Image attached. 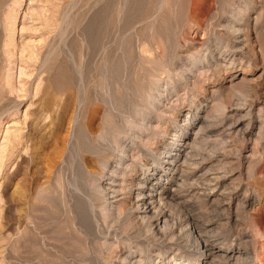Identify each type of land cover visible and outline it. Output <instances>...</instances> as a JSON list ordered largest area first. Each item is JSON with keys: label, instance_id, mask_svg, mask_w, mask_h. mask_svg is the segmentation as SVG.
Returning <instances> with one entry per match:
<instances>
[{"label": "rangeland", "instance_id": "rangeland-1", "mask_svg": "<svg viewBox=\"0 0 264 264\" xmlns=\"http://www.w3.org/2000/svg\"><path fill=\"white\" fill-rule=\"evenodd\" d=\"M157 174L211 264H264V0H0V264H194L137 236Z\"/></svg>", "mask_w": 264, "mask_h": 264}, {"label": "bare ground", "instance_id": "bare-ground-1", "mask_svg": "<svg viewBox=\"0 0 264 264\" xmlns=\"http://www.w3.org/2000/svg\"><path fill=\"white\" fill-rule=\"evenodd\" d=\"M161 113V112H160ZM185 144V143H184ZM93 145V144H92ZM179 155V154H178ZM174 156H177L176 154ZM187 157V155L185 156ZM178 160L177 157H175V159H170L169 161H165L166 164H168V166H171L170 168H167V172L170 174V172L172 173L173 171H175V163ZM184 163V162H183ZM182 163V164H183ZM179 169V168H178ZM177 169V170H178ZM195 170V169H194ZM170 171V172H169ZM193 171V170H192ZM210 171V170H209ZM206 172L207 173H209ZM217 172V171H216ZM192 174V173H191ZM204 174V173H203ZM212 175V173H210ZM157 174L158 178H157V182L155 181L154 184H150V183H142L139 185L137 188H130L128 189V198L131 199V197H134L135 199L130 203V205L132 206L130 209H132V212L134 213L133 218L135 220H141V221H146V227L142 228L139 230V232L137 233V236L140 237L142 236L144 233H146V231H148L149 229L151 230V234L155 236H157L158 234L162 233L164 230L158 229V225L160 222H164V224L166 225V229L169 231V233L171 235L176 234L177 236H179L180 238H183V240H185L188 244H189V248L193 249L192 253L194 255H197V259H194V264H211L213 262V260L215 258L218 259L219 256L223 255V253L221 252L223 249L222 247H218V248H214L212 247V242H210L209 240H207V236L203 237L202 235V230L201 228L198 226L196 219L198 218L197 215L194 219V217L185 216V219L183 221L177 220L175 223L174 222V217H173V222H171V218L172 216L170 215L172 212L168 211L166 208L171 205L170 202L175 199L173 198L172 195H170V193L165 189V184L166 185H171L173 183H171L172 180L171 178L165 177L164 175H160ZM202 175V174H201ZM205 175V174H204ZM209 175V174H208ZM215 176V175H214ZM202 178V177H201ZM204 178V177H203ZM220 178V177H217ZM206 183L205 185L207 187H210L208 185H210L211 182H214V184H216L215 181L216 178H207L205 179ZM221 180V178L219 179ZM181 182V181H179ZM176 184V186L178 188L180 187H184L185 183H179ZM139 183V182H138ZM190 183V182H189ZM203 183V185H204ZM187 184V183H186ZM198 184V183H197ZM189 185V184H188ZM196 184H194V187L191 185L190 187H193L194 189ZM200 185V184H199ZM213 185V184H212ZM94 186V185H93ZM198 186V185H196ZM77 187V186H76ZM182 187V188H183ZM186 187V186H185ZM184 187V188H185ZM188 187V186H187ZM213 187V186H212ZM216 187V185H215ZM189 188V187H188ZM198 188V187H197ZM196 188V189H197ZM202 187H199L198 189H200ZM211 188V187H210ZM210 188H205V189H210ZM123 189V188H122ZM190 189V188H189ZM212 189V188H211ZM215 189V188H214ZM213 189V191H214ZM217 189V188H216ZM99 190V189H98ZM121 190V189H120ZM193 190V189H192ZM206 190V191H207ZM101 192H103V190L100 188ZM119 192V190H117ZM117 191H115L117 193ZM201 191V190H200ZM205 191V190H204ZM203 191V192H204ZM121 192V191H120ZM180 192V191H179ZM188 192V191H187ZM210 192V191H209ZM199 193V192H198ZM177 194V193H176ZM206 194V193H204ZM203 194V195H204ZM125 195V194H124ZM209 196V194H208ZM127 197V196H126ZM103 198V197H102ZM177 198V197H176ZM123 200V199H121ZM126 200V199H125ZM89 201V199H88ZM116 204L118 205L121 201H115ZM180 202V201H179ZM177 203V202H176ZM172 204V203H171ZM113 211L110 212L109 208L106 210V208L104 207V215L103 218L105 219H111V220H118L121 217L126 216L127 212H124V209L122 207L120 208H116V207H112V205L109 206ZM130 207V206H129ZM179 208V207H178ZM93 209V208H92ZM129 209V210H130ZM175 209V208H174ZM91 210V209H90ZM109 210V211H108ZM171 210V209H170ZM103 209L101 210L102 213ZM128 211V210H127ZM131 211V210H130ZM174 212H176V210H174ZM186 212V211H185ZM129 213V212H128ZM174 214V213H173ZM181 213L179 212V215ZM175 215V214H174ZM178 215V216H179ZM194 215V214H193ZM177 216V217H178ZM128 217V216H127ZM126 217V220H127ZM131 218V217H130ZM181 217L179 216V219ZM200 218V217H199ZM133 219V220H134ZM124 220V219H123ZM199 220V219H198ZM104 222V221H103ZM106 222V220H105ZM113 222V221H112ZM137 222V221H135ZM109 223V222H108ZM129 223V222H128ZM132 223V222H131ZM138 223V222H137ZM205 223V222H204ZM125 224V223H124ZM130 224V223H129ZM114 225V224H113ZM115 226V225H114ZM131 226H128V228ZM127 228V229H128ZM116 230V229H115ZM150 230L148 232H150ZM167 231V232H168ZM141 232V233H140ZM166 232V233H167ZM205 234V233H204ZM209 234V232H208ZM114 235V234H113ZM158 237V236H157ZM210 237V235H209ZM210 239V238H209ZM182 241V240H181ZM186 243V244H187ZM222 258V257H221ZM216 259V260H217ZM224 259V258H223ZM208 261V262H207ZM215 261V260H214ZM178 264H190V262H188L187 260H182V261H178Z\"/></svg>", "mask_w": 264, "mask_h": 264}]
</instances>
